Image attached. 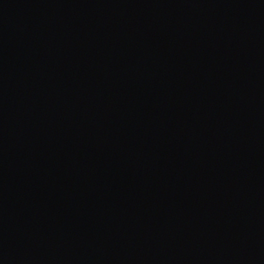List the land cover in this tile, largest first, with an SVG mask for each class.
Returning a JSON list of instances; mask_svg holds the SVG:
<instances>
[{
  "label": "water",
  "instance_id": "95a60500",
  "mask_svg": "<svg viewBox=\"0 0 264 264\" xmlns=\"http://www.w3.org/2000/svg\"><path fill=\"white\" fill-rule=\"evenodd\" d=\"M0 264H264V0H0Z\"/></svg>",
  "mask_w": 264,
  "mask_h": 264
}]
</instances>
